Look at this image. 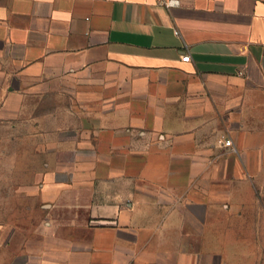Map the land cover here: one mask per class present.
<instances>
[{
	"label": "crops",
	"instance_id": "0c3cea01",
	"mask_svg": "<svg viewBox=\"0 0 264 264\" xmlns=\"http://www.w3.org/2000/svg\"><path fill=\"white\" fill-rule=\"evenodd\" d=\"M0 93L47 155L9 264H264V0H0Z\"/></svg>",
	"mask_w": 264,
	"mask_h": 264
},
{
	"label": "rangeland",
	"instance_id": "374dc122",
	"mask_svg": "<svg viewBox=\"0 0 264 264\" xmlns=\"http://www.w3.org/2000/svg\"><path fill=\"white\" fill-rule=\"evenodd\" d=\"M12 113L4 109L0 93V264L11 263L19 247L37 246L44 230L34 184L47 155H34V138L27 135L31 124L18 122Z\"/></svg>",
	"mask_w": 264,
	"mask_h": 264
},
{
	"label": "built area",
	"instance_id": "2783aa9c",
	"mask_svg": "<svg viewBox=\"0 0 264 264\" xmlns=\"http://www.w3.org/2000/svg\"><path fill=\"white\" fill-rule=\"evenodd\" d=\"M176 32L179 33L178 30H177ZM190 57H191L190 53H187V54H185V55L182 57V59L185 60V61H187V60H190ZM242 72H243V71H242ZM225 144L230 145V144H231V141H230V140H226V141H225Z\"/></svg>",
	"mask_w": 264,
	"mask_h": 264
}]
</instances>
